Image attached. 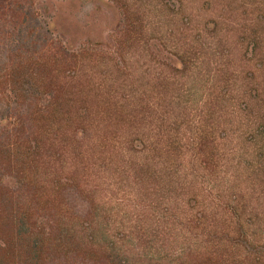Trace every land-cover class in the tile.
Segmentation results:
<instances>
[{"label": "trees", "instance_id": "1", "mask_svg": "<svg viewBox=\"0 0 264 264\" xmlns=\"http://www.w3.org/2000/svg\"><path fill=\"white\" fill-rule=\"evenodd\" d=\"M112 1L123 15L124 27L116 39L123 46L144 32L142 16L123 0ZM54 25L40 12L37 0H0V264H264V227L260 237L249 238L242 217L255 197L259 211L249 213L261 212L264 218V179L253 181L248 192L233 184L230 200L226 191H219L220 210L228 217L223 212L211 224L218 228L221 223V232H211L210 242L199 236L190 241L186 234L180 250L160 254L163 246L157 255L127 247V239L138 230L136 223L143 222L144 231L147 214L152 220L156 209L167 214L170 201L165 204L164 189L186 177L184 143H194L190 163L209 169L223 159L217 140L227 134L219 122L211 126L215 113L205 115L198 110L201 104L196 110L187 105L181 110V105L178 112L173 106L158 115L153 113L160 101L140 99L128 114L126 99L116 89L112 96L101 94L103 83L112 78L109 71L99 72V53L90 52L93 47L68 48ZM142 42L149 50V41ZM194 48L176 53L183 68L165 62L166 71L171 76L190 73L198 59ZM91 57L98 61L88 72L85 61ZM112 110L119 117L116 126ZM193 111L199 132L182 135ZM188 188L182 184L178 191L186 196L182 204L204 206L199 221L194 216L185 221L191 228L208 212L205 199ZM248 194L249 201L234 204L237 196L242 200ZM176 235L171 247L178 243ZM172 255V263L164 260Z\"/></svg>", "mask_w": 264, "mask_h": 264}, {"label": "rangeland", "instance_id": "2", "mask_svg": "<svg viewBox=\"0 0 264 264\" xmlns=\"http://www.w3.org/2000/svg\"><path fill=\"white\" fill-rule=\"evenodd\" d=\"M15 1L18 0H11ZM123 1L141 14L139 19L143 24L140 31H144L138 36L136 34L132 41L122 44V39L123 46L116 40L124 27L123 15L112 0H37V7L54 22V32L68 48L93 47L90 52L99 53L103 61L99 72L105 74L109 71L112 78L110 82L103 83L101 94L108 96L116 89L118 95L126 99L124 103L128 114L139 107L140 99L146 103L157 101L159 104L160 101L156 113H153L158 115L164 114L163 109H174L173 106L178 112L181 105V110L186 105L190 110H196L201 104L198 110L204 111L205 115L215 113L211 126L219 122L220 128L227 134L224 140H217L223 159L214 162L209 169L198 162L190 163L194 143H184L186 162L183 169L186 177L178 178L171 189H164L162 197L165 204L166 200L170 201L167 203V214L156 209L153 220L147 214L145 230L142 231L143 222L140 221L136 223L138 230L132 233L131 240L127 239L126 245L133 252L141 250L145 255H157V250L164 246L160 254H165L173 248L180 250L186 234L190 241L199 236L201 241L210 242L211 232L216 229L221 232V223H218V228L211 224L224 216L221 214L224 211L220 210L219 191H226L225 198L230 200L229 195L235 192L231 189L233 184L243 185L242 188L248 192L252 190L249 187L253 181L264 179V172H259L264 166V131L257 132L259 121L264 118V0ZM142 41H149V50L142 47ZM188 47H195L193 50L197 53L194 69L186 76H171L163 63L170 62L177 68H183L176 53L182 54ZM97 61L88 58L85 61L86 71L91 72L92 63ZM110 61L115 63L116 68ZM88 72L86 74L92 76ZM121 79L126 83L124 86L120 83ZM175 81L177 86L173 85ZM223 88L228 89L226 94ZM111 112L112 123L116 126L119 117L113 114L117 111ZM195 117L196 111H193L189 121L192 123L189 128L186 125L182 127V135L195 136L199 132L195 127ZM145 184L149 187L150 183L146 181ZM182 184L185 187L188 185V190L195 188L201 201H206L207 216L191 228L185 226V221L193 216L199 221L197 214L203 212L204 206L192 208L188 203L182 204V199H186L178 192ZM250 197L248 194L246 199L240 200L237 196L234 204L249 201ZM118 198L123 199V196ZM122 203H127V199L124 198ZM257 203L253 197L246 207L248 213L242 211L246 234L252 239L260 237L264 227L261 212H258L259 219L257 213H249L254 208H260ZM191 204L193 206L194 202ZM82 209L86 210L85 204ZM117 209L122 210L120 207ZM217 213L220 214L215 217L210 215ZM250 216L252 221L247 222ZM169 220H172L171 223H168ZM233 227L235 225L225 226L223 230H232ZM133 230L134 227L127 231ZM175 234L178 243L171 247L168 244H171L170 240L174 243L172 235ZM232 234L238 235L233 231ZM173 255L164 260L172 263Z\"/></svg>", "mask_w": 264, "mask_h": 264}]
</instances>
